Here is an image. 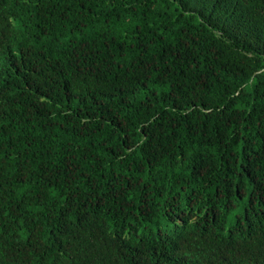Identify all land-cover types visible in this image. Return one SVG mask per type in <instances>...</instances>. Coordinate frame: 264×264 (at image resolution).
I'll return each mask as SVG.
<instances>
[{"label":"trees","instance_id":"1","mask_svg":"<svg viewBox=\"0 0 264 264\" xmlns=\"http://www.w3.org/2000/svg\"><path fill=\"white\" fill-rule=\"evenodd\" d=\"M0 264H264V0H0Z\"/></svg>","mask_w":264,"mask_h":264}]
</instances>
